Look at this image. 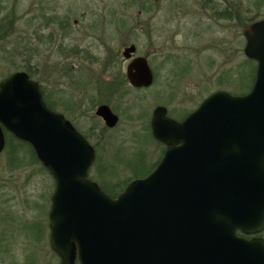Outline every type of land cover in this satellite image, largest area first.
Segmentation results:
<instances>
[{
    "label": "rangeland",
    "instance_id": "obj_1",
    "mask_svg": "<svg viewBox=\"0 0 264 264\" xmlns=\"http://www.w3.org/2000/svg\"><path fill=\"white\" fill-rule=\"evenodd\" d=\"M219 10L227 17L209 18ZM262 19L264 0H0V83L29 70L94 148L89 177L123 184L163 157L151 129L155 107L180 121L215 91L242 95L257 69L243 27ZM133 44L149 59V87L127 80L123 52ZM102 104L119 116L116 126L96 114ZM4 136L0 264H61L50 243L55 179L28 142Z\"/></svg>",
    "mask_w": 264,
    "mask_h": 264
},
{
    "label": "water",
    "instance_id": "obj_2",
    "mask_svg": "<svg viewBox=\"0 0 264 264\" xmlns=\"http://www.w3.org/2000/svg\"><path fill=\"white\" fill-rule=\"evenodd\" d=\"M243 34L258 63L252 90L215 91L181 121L158 105L151 128L164 156L116 198L88 177L94 148L47 106L39 83L25 71L1 81L0 124L32 144L56 182L50 242L61 264H77L75 253L79 264H264V239L238 234L264 229V19ZM126 74L134 87L154 81L142 56ZM96 114L109 127L119 121L106 104ZM4 142L0 132V151Z\"/></svg>",
    "mask_w": 264,
    "mask_h": 264
},
{
    "label": "trees",
    "instance_id": "obj_3",
    "mask_svg": "<svg viewBox=\"0 0 264 264\" xmlns=\"http://www.w3.org/2000/svg\"><path fill=\"white\" fill-rule=\"evenodd\" d=\"M31 77L33 76L32 74H31V72L29 71V70H27L26 71ZM248 78H250L251 79V83L250 84H248V83H246V81L245 82H243L242 81V84L239 86L240 87V90H239V93L240 94H246V93H248V91H250L251 89H252V87H253V84H254V81H255V77H256V68H255V70H252L251 72H250V74L247 76ZM246 77V78H247ZM247 78V79H248ZM45 99V98H44ZM46 101V100H45ZM46 103H47V105L48 106H50L52 109H54L53 108V106L50 104V103H48L47 101H46ZM4 131H5V133H7V136L8 137H11V139L13 138H15V139H18L17 137H15V135H13L12 133H10L9 131H7L5 128H4ZM19 141H21V142H23L24 143V140H20V139H18ZM25 142H28V141H25ZM34 150V149H33ZM36 154V153H35ZM37 156V155H36ZM156 166L154 165V168H155ZM151 168L152 167H150V171H152L151 170ZM150 172L147 170V171H145V173H141V175H138V176H134L131 180H133V179H136V178H142V177H145L146 175H148ZM131 180H129V181H131ZM129 182H125V183H118V184H113L112 186L111 185H109V187H107L108 185H104V183H100V186H101V188L108 194V195H110L111 197H113V198H116L124 189H125V187H126V185L128 184ZM76 260H77V258H76Z\"/></svg>",
    "mask_w": 264,
    "mask_h": 264
},
{
    "label": "flooded vegetation",
    "instance_id": "obj_4",
    "mask_svg": "<svg viewBox=\"0 0 264 264\" xmlns=\"http://www.w3.org/2000/svg\"><path fill=\"white\" fill-rule=\"evenodd\" d=\"M210 4V8H211V2L209 3ZM218 10V9H217ZM214 11V10H213ZM227 11H224V10H219V11H216V13H213V14H209V18L213 17V18H217V19H223V18H226L227 17V14H226ZM127 47H125L126 49ZM137 51V50H136ZM124 57V55H123ZM134 57H137L136 55V52L135 53H132V56L131 58H126L124 57L125 59L129 60V63L130 61H132V59H134ZM144 57V56H143ZM147 60H149L147 57H145ZM149 63V62H148ZM38 82V81H37ZM39 83V82H38ZM40 85V88H41V91L43 93V96H44V91L41 87V84L39 83ZM143 88V87H142ZM146 88V87H144ZM100 106V105H99ZM111 108V107H110ZM113 111V110H112ZM114 112V111H113ZM99 116V115H98ZM65 117V116H64ZM101 117V116H99ZM66 118V117H65ZM67 119V118H66ZM101 119L103 120V122L105 123V120L101 117ZM68 120V119H67ZM69 121V120H68ZM72 125L73 123L71 121H69ZM106 125V123H105ZM74 128H76L78 130L77 127H75V125H73ZM109 127V126H108ZM80 132V130H78ZM0 132H2V134L4 135V127L0 124ZM81 133V132H80ZM82 134V133H81ZM165 145V144H164ZM165 149H166V145H165ZM165 152V151H164ZM238 234L241 235V236H244V237H247V238H253V237H262L264 239V229L258 233H255V234H244V233H241L240 231H238Z\"/></svg>",
    "mask_w": 264,
    "mask_h": 264
}]
</instances>
